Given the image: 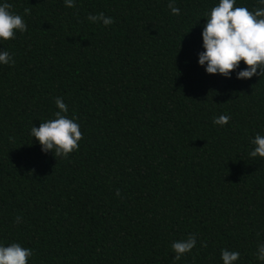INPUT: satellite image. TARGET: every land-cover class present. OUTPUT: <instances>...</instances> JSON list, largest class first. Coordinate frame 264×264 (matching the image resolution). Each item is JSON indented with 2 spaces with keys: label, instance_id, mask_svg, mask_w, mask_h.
I'll return each instance as SVG.
<instances>
[{
  "label": "trees",
  "instance_id": "1",
  "mask_svg": "<svg viewBox=\"0 0 264 264\" xmlns=\"http://www.w3.org/2000/svg\"><path fill=\"white\" fill-rule=\"evenodd\" d=\"M216 2L175 0L172 15L168 0H7L26 30L0 44L15 61L0 65V242L31 248L28 264H222L221 248L264 264V158L248 156L264 75L198 65ZM98 12L112 24L87 20ZM56 97L82 133L66 158L28 135ZM189 233L196 246L173 260Z\"/></svg>",
  "mask_w": 264,
  "mask_h": 264
},
{
  "label": "clouds",
  "instance_id": "2",
  "mask_svg": "<svg viewBox=\"0 0 264 264\" xmlns=\"http://www.w3.org/2000/svg\"><path fill=\"white\" fill-rule=\"evenodd\" d=\"M64 6L72 8L75 0H63ZM235 0H217L203 14L205 22L201 30L203 51L198 53L197 63L204 67L207 74H220L225 78L235 75L236 79H249L253 75H264V0H256L252 10L246 6H234ZM7 0H0V44L8 39H15L17 32L23 34L26 24L22 16L12 12ZM168 9L172 15H179L180 9L175 6V0H168ZM24 9V14L29 13ZM87 20L104 26L112 24L111 16L103 12L88 14ZM243 61L245 67H240ZM12 55L7 50H0V65L14 64ZM239 69V70H237ZM56 111L52 117L40 122L39 126L30 128L28 135L35 138L41 147V152L51 150L54 157L66 158L78 148L82 137L80 125L76 117L68 116V106L61 97L55 98ZM229 116L220 114L213 118V125L223 126L228 123ZM253 146L248 152L251 158H264V135L257 133L250 139ZM19 217L15 222H19ZM197 237L189 233L186 238L174 240L170 249L174 253L173 260L191 252L196 246ZM201 246L203 242H201ZM255 259L264 262V242L258 241ZM33 257V250L23 247L18 242H0V264H28ZM240 253L235 250L221 248L222 264H235Z\"/></svg>",
  "mask_w": 264,
  "mask_h": 264
}]
</instances>
